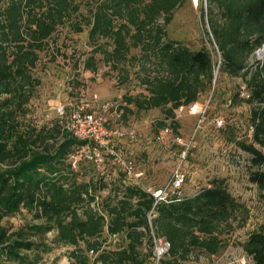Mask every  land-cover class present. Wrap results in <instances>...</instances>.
I'll use <instances>...</instances> for the list:
<instances>
[{
  "label": "trees",
  "instance_id": "16d2710c",
  "mask_svg": "<svg viewBox=\"0 0 264 264\" xmlns=\"http://www.w3.org/2000/svg\"><path fill=\"white\" fill-rule=\"evenodd\" d=\"M183 1L85 0V12L81 13L75 0H6L0 11V96L27 98L19 89L33 86L29 69L37 59L36 50H41L56 26L70 20L72 14L77 20L69 21L68 26L74 32L87 28L92 53H100L105 61L120 62L130 47L138 50L139 68L153 69L152 75L141 78L148 95L141 99L124 96V100L139 109H160L176 131L175 110L195 103L209 91L213 79V63L205 47L193 50L166 38L165 25ZM199 9L219 54L220 72L242 79L245 96L239 97L237 90L228 100L232 105H248L250 139L236 144L249 156L247 181L263 190L264 55L250 64L247 58L264 45V0H205V7L200 3ZM100 38L106 41L100 43ZM4 43H10L9 56ZM82 64L93 70L95 59L89 55ZM8 100L0 97V108ZM156 124L162 127L165 123L158 120ZM48 136L56 138V144L48 148L51 144L42 137L41 151L31 152L27 159H23L25 153H7L0 142V162L13 163L0 168V217L23 207L43 219L29 227L33 234L55 231L49 245L27 239L20 231L7 233L0 225L1 261L35 264L40 252L68 246L72 264H143L142 247L145 245L146 255L151 256L152 233L169 243L157 264H180L191 248L216 249L218 239L212 232L217 224L229 225L233 220L241 227L246 220L244 205L228 192L223 179L214 177L190 194L179 188L178 194L155 204L140 186L125 184L104 197L99 210L95 207L96 184L104 185L83 180L68 160L74 146L83 141L62 129L59 119L54 135ZM38 166L44 171H36ZM115 235L123 242L108 248L112 244L107 239ZM240 247L250 264H264V207L262 222L246 233Z\"/></svg>",
  "mask_w": 264,
  "mask_h": 264
},
{
  "label": "rangeland",
  "instance_id": "374dc122",
  "mask_svg": "<svg viewBox=\"0 0 264 264\" xmlns=\"http://www.w3.org/2000/svg\"><path fill=\"white\" fill-rule=\"evenodd\" d=\"M75 1L80 5L78 12L84 13L85 0ZM5 2L6 0H0V11ZM200 3L204 8L205 0H184L175 7L165 25V32L167 39L179 41L190 49L205 47L209 51L213 63L211 87L195 102L205 106V111L202 114H188L185 106L179 113L175 110L174 120L178 123V128L176 131L171 128V134L167 135L163 142L155 140L160 128L156 122L163 120L164 125H169V119L164 118L160 109H139L133 103H126L124 100V96L141 99L148 95L141 78L144 75H152L153 69L150 66L145 69L139 68L136 60L138 50L133 47H130L125 59L120 62L113 59L105 61L100 53H92V46L87 40V28L74 32L68 26L69 21L77 20L72 14L70 20L56 26L42 49L36 50L37 59L29 69L33 86L19 89V92L24 91L27 98L20 100L15 96H0L9 97L6 105L0 108V142L7 153H25L23 159H27L31 152L41 151L42 137H47V143L51 144L48 148L56 144V138L53 140L52 136L48 135H54L55 124L58 121L54 112L57 103L68 101L89 103L92 95H95V98L94 102L90 103L94 107L105 101L119 103L122 109L119 125L123 129L131 127L134 130V137L123 136L110 145L129 157L133 161L134 171L140 173L138 178H132L128 183H135L141 188H156L165 183L179 161L182 147L171 141L174 136H179L183 141L189 142L187 154L180 165L184 173V181L180 187L182 192L190 194L207 185L208 179L221 178L228 192L246 209V220L241 227H237L233 220L229 225L217 224L212 232L218 239L213 252L204 247H194L178 262L250 264V259L242 251L240 242L248 231L262 222L264 189L258 190L247 181L249 156L236 144V141L249 142L250 139L248 105L243 102L232 105L228 100L233 92L238 90L239 97H244L246 91L240 77L220 72V57L208 34L206 23L201 21ZM97 41L102 43L106 40L100 38ZM9 44H3L8 56L11 50ZM89 55L95 59L93 70L83 68L82 62ZM263 55L264 48L260 47L247 58V63L259 60ZM132 56H135V59L131 58ZM123 106L127 110H124ZM216 118L222 120L219 127L215 124ZM103 158L102 164L98 167L90 160L79 158L74 168L80 171L83 180L93 182L98 180L104 185L101 187L96 184L95 201L98 204L95 207L99 210L104 197L125 185L121 182L122 173L118 167L107 155H103ZM11 165L13 163L11 164L9 160L0 162V168ZM36 171L43 172L44 167L38 166ZM42 222V218H35L32 212L23 207L0 217V225L7 233L20 231L27 239L51 245L54 230L33 234V230L29 229L31 225ZM107 241L112 244L108 248L123 242L120 235L111 236ZM69 250L68 246H60L46 253L40 252V259L35 264H72L67 256ZM146 253V247L143 245V264H155ZM89 255L92 257L94 253ZM0 264L14 263L0 260Z\"/></svg>",
  "mask_w": 264,
  "mask_h": 264
},
{
  "label": "built area",
  "instance_id": "2783aa9c",
  "mask_svg": "<svg viewBox=\"0 0 264 264\" xmlns=\"http://www.w3.org/2000/svg\"><path fill=\"white\" fill-rule=\"evenodd\" d=\"M262 47L264 48V45ZM94 98L95 95H92V102H94ZM90 102L79 101L77 103L68 101L67 103H57L54 107V112L59 119L61 128L69 132L74 138L83 141L82 144L74 146L68 155L71 167L75 168L79 158L90 160L98 167L104 160L103 155H107L122 173L121 182L137 185L128 183V180L136 179L140 175L139 172L134 171L133 161L119 149H113L110 145L123 136L133 138L134 130L131 127L123 129L119 125L122 111L116 103L105 101L94 107ZM185 107L188 114H202L205 111V106L197 103H190ZM182 109L183 106H179L176 110L179 113ZM214 121L217 127L222 125L221 119L216 118ZM170 134L171 127L164 125L158 129L155 140L163 142V139ZM171 141L181 146L182 149L179 152V161L171 171L169 178L159 187L142 188L151 195L153 204L165 199L168 195L178 194L179 188L184 181V173L180 165L187 154L189 142L183 141L179 136H174ZM149 217L148 213L147 218ZM151 235V259L157 264L167 253L169 243L163 237L154 236L152 233ZM89 253H91V250H89Z\"/></svg>",
  "mask_w": 264,
  "mask_h": 264
}]
</instances>
